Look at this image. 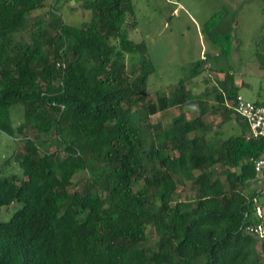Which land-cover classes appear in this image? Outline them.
Returning a JSON list of instances; mask_svg holds the SVG:
<instances>
[{
	"label": "trees",
	"instance_id": "obj_1",
	"mask_svg": "<svg viewBox=\"0 0 264 264\" xmlns=\"http://www.w3.org/2000/svg\"><path fill=\"white\" fill-rule=\"evenodd\" d=\"M47 1L0 0V133L21 136L6 164L22 170L0 178V207L21 205L0 220V264H264V239L251 231L264 198L252 189L262 183L254 161L264 137L248 139L234 108L241 86L229 65L228 10L209 23L226 64L218 88L196 90L208 80L207 53L153 102L147 46L124 30L132 0H76L93 15L80 27L65 22L60 0L48 19H35ZM127 54L140 60L128 64ZM255 58L264 69V48ZM172 108L182 112L170 127L152 123ZM209 114L222 119L216 130ZM233 120L243 133L225 139ZM187 185L193 195L183 200Z\"/></svg>",
	"mask_w": 264,
	"mask_h": 264
},
{
	"label": "rangeland",
	"instance_id": "obj_2",
	"mask_svg": "<svg viewBox=\"0 0 264 264\" xmlns=\"http://www.w3.org/2000/svg\"><path fill=\"white\" fill-rule=\"evenodd\" d=\"M54 3V0H48L46 7L37 11L34 18L48 19ZM132 3L135 16L128 20L124 30L128 28L127 33L131 41L137 44L145 43L148 57L154 66V73L148 80L150 93L148 100L155 102L158 91H166L171 86L188 79L193 64L202 61L205 56L207 58V53L210 55V62L207 68L204 67L202 78L208 80L204 83L200 79L197 88H194L203 90L206 86L212 89L217 87V79H224V73L218 71L224 69L226 64L220 56L219 47L213 43L209 28V23L222 8L228 10L226 17L229 18V24L226 25L235 28L231 33L234 52L229 65L235 69L237 83L241 86L239 93L251 102L264 100V69H260L255 58L256 53L264 48V0H132ZM72 6L76 9H72L67 0H60L56 5L67 24L80 27L91 22L93 16L91 11L84 10L80 4L75 3ZM127 57L128 64L131 59L140 60L137 54H127ZM209 65L215 71L208 70ZM194 83L196 82L190 81L188 85ZM215 96L211 95V99L214 100ZM180 112L182 111L179 108H172L151 117V121L155 125L161 124L164 128H168L172 119ZM190 113L189 118L197 117L195 108ZM23 115L24 110L21 106H16L12 110L13 124L16 127L22 124ZM218 118L209 114L205 117V122L212 121L218 124L220 123ZM231 129L227 125L222 128L221 133H225V139L243 133V128L239 124L235 126V131ZM20 139L21 136L12 139L0 133V178L13 174L22 175L21 168L16 164L11 166L6 164L14 150L21 146ZM252 189L258 192L263 189V184L259 181ZM179 194L183 200L193 195L189 185L181 189ZM262 202L264 198L260 200V203ZM20 207L18 203L9 207H0V220L9 221ZM150 231L151 229L148 233ZM150 238L151 246H156V235H151Z\"/></svg>",
	"mask_w": 264,
	"mask_h": 264
},
{
	"label": "built area",
	"instance_id": "obj_3",
	"mask_svg": "<svg viewBox=\"0 0 264 264\" xmlns=\"http://www.w3.org/2000/svg\"><path fill=\"white\" fill-rule=\"evenodd\" d=\"M236 112L246 120L247 124L250 127L251 135L248 139L254 138L258 139L260 136L264 137V106L257 105L255 103L246 101L242 96L237 97V103L234 106ZM255 170L257 172L258 178L262 180L264 185V155L254 161ZM264 190V188H263ZM257 204V215L260 223L254 228H251V231L259 235L264 239V203Z\"/></svg>",
	"mask_w": 264,
	"mask_h": 264
},
{
	"label": "clouds",
	"instance_id": "obj_4",
	"mask_svg": "<svg viewBox=\"0 0 264 264\" xmlns=\"http://www.w3.org/2000/svg\"><path fill=\"white\" fill-rule=\"evenodd\" d=\"M73 1V0H72ZM71 1V2H72ZM76 1V0H75ZM206 53V52H205ZM203 55H205L204 54V52H203ZM203 60H206V56L203 58ZM206 67V66H205ZM238 96H242L241 94H239ZM237 96V97H238ZM243 97V96H242ZM244 98V97H243ZM245 99V98H244ZM246 100V99H245ZM246 101H248V100H246ZM249 102H251V101H249ZM252 103H255V102H252ZM256 104V103H255ZM258 105V104H257ZM231 106H234V105H231ZM237 115H238V117H240L241 118V120H242V122H244L245 124H247V122H246V120L244 119V118H242L238 113H237ZM247 126L249 127V125L247 124ZM250 128V127H249ZM263 184V183H262ZM263 188H264V185H263ZM263 190V189H262ZM264 191V190H263ZM260 203V202H259ZM258 203V204H259ZM264 202H262V203H260V204H263ZM256 207H257V204H256ZM1 210V209H0ZM256 212H257V208H256ZM259 220V219H258ZM258 224H259V222H258ZM257 224V225H258ZM254 234V233H253ZM256 235V234H255ZM259 236V235H258ZM259 238H261L260 236H259ZM261 240H263V238H261Z\"/></svg>",
	"mask_w": 264,
	"mask_h": 264
},
{
	"label": "crops",
	"instance_id": "obj_5",
	"mask_svg": "<svg viewBox=\"0 0 264 264\" xmlns=\"http://www.w3.org/2000/svg\"><path fill=\"white\" fill-rule=\"evenodd\" d=\"M189 114H191V113H187L186 116H187V119L188 120H191V118H189V116H188ZM213 116H215V115H213ZM215 117H216V119L218 118L217 116H215ZM218 119H220V118H218ZM233 121H234L235 126L238 125L236 123L237 121H235V120H233ZM220 123H221V119H220ZM220 123L214 124V123H212V121H210L208 124H211V131H212V130H216L218 128V126H219Z\"/></svg>",
	"mask_w": 264,
	"mask_h": 264
},
{
	"label": "water",
	"instance_id": "obj_6",
	"mask_svg": "<svg viewBox=\"0 0 264 264\" xmlns=\"http://www.w3.org/2000/svg\"><path fill=\"white\" fill-rule=\"evenodd\" d=\"M75 3H76V1H75V0H73V1L71 2V4H72V5H75Z\"/></svg>",
	"mask_w": 264,
	"mask_h": 264
}]
</instances>
